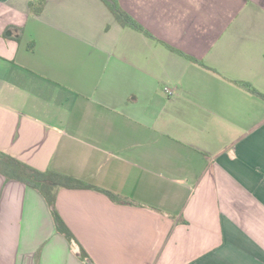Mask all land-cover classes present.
<instances>
[{
    "label": "crops",
    "instance_id": "0c3cea01",
    "mask_svg": "<svg viewBox=\"0 0 264 264\" xmlns=\"http://www.w3.org/2000/svg\"><path fill=\"white\" fill-rule=\"evenodd\" d=\"M0 0V153L120 195L0 175V264H264V0ZM184 55L202 62L192 63ZM165 89L171 93L168 94Z\"/></svg>",
    "mask_w": 264,
    "mask_h": 264
},
{
    "label": "trees",
    "instance_id": "16d2710c",
    "mask_svg": "<svg viewBox=\"0 0 264 264\" xmlns=\"http://www.w3.org/2000/svg\"><path fill=\"white\" fill-rule=\"evenodd\" d=\"M106 8L110 11L114 19L122 27L130 28L136 32L142 33L148 37H152L138 22H136L130 15H128L118 4L117 0H101ZM45 5V0H33L29 3L30 11L38 15L42 12ZM172 51L184 56L192 63L198 64L199 66L208 69L202 62L197 61L194 58L184 55L182 52L173 49L169 46ZM243 89H245L251 95L263 98L258 91H256L248 83H237ZM0 175L7 180L19 182L27 187L36 190L44 199L48 209L50 211L55 230L60 234L71 246L76 249L78 258L82 261H88L89 256L86 251L80 245L74 234L65 224L61 216L56 209V192L58 189H88L94 190L104 194L110 201L119 204H134V202L112 193L107 190H103L96 186L84 183L78 179L64 175L52 170L39 171L36 170L12 157L0 153Z\"/></svg>",
    "mask_w": 264,
    "mask_h": 264
},
{
    "label": "built area",
    "instance_id": "2783aa9c",
    "mask_svg": "<svg viewBox=\"0 0 264 264\" xmlns=\"http://www.w3.org/2000/svg\"><path fill=\"white\" fill-rule=\"evenodd\" d=\"M165 91L168 93V94H170L171 92L169 91V90H167V89H165Z\"/></svg>",
    "mask_w": 264,
    "mask_h": 264
}]
</instances>
